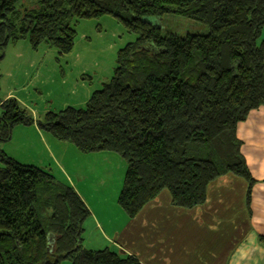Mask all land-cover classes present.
Returning a JSON list of instances; mask_svg holds the SVG:
<instances>
[{"label":"trees","instance_id":"trees-1","mask_svg":"<svg viewBox=\"0 0 264 264\" xmlns=\"http://www.w3.org/2000/svg\"><path fill=\"white\" fill-rule=\"evenodd\" d=\"M24 1L0 0V61L22 40L69 55L72 23L103 17L136 41L119 51L113 77L84 108L35 121L17 100L0 99V144L36 123L81 154L119 155L127 170L117 206L130 219L163 192L174 208L194 210L221 178L240 180L250 222L257 181L237 127L264 108V0H31L35 8L17 9ZM167 14L209 33L163 36L145 21ZM147 44L160 52L142 50ZM0 162V264H141L123 252L84 248L90 211L72 186L2 150ZM258 240L264 244V236Z\"/></svg>","mask_w":264,"mask_h":264},{"label":"crops","instance_id":"crops-1","mask_svg":"<svg viewBox=\"0 0 264 264\" xmlns=\"http://www.w3.org/2000/svg\"><path fill=\"white\" fill-rule=\"evenodd\" d=\"M261 38L264 40V30ZM18 45L19 42L12 46ZM81 89L84 98L79 105L87 103L94 93L85 87L84 83ZM7 99L17 100L35 121L38 120V112L30 104L32 100L29 102L15 96L12 91L2 101ZM74 101H77L76 97ZM74 105L77 106L78 103L67 108L81 107ZM15 136L18 137L17 142L7 154L10 158L23 165H32L50 171L58 181L72 186L86 204L90 217L84 224V248L91 250L107 248L112 252L118 250L125 253V256L136 258L141 264H264V244L257 240L259 236H264V108L251 113L247 121L237 127V138L242 142V155L252 177L257 182L252 194V212L248 230L239 241H233L231 245L228 241V233L233 231L227 228L213 229L209 226L213 217L217 218L216 222L222 223L231 216L225 209L221 211L225 194L217 195L215 191L211 194V199L214 198L213 202L209 195L208 203L194 210L174 208L170 197L167 196L160 200L158 213H148L146 211L148 205L141 213L145 211L148 214L147 218H158L159 221L151 218L144 221V229L140 230L139 237L135 238V244L131 248L121 246L113 232L107 230L109 215L106 214L104 207L100 206L106 199L102 192L112 172H109V169H101L102 166L99 165H103L102 161L106 160L107 156H111V153L82 155L73 146L58 142L41 131L36 123L30 127L15 128L11 139ZM84 158L92 163L89 172H83L84 168L78 163ZM221 190L222 187L220 192ZM221 198L223 201L219 200ZM218 205L219 207L222 205L221 210L216 208ZM222 212L225 218L221 216ZM199 221H202L201 225ZM149 223L159 225L157 238L153 231L149 234L150 238H146ZM142 234L144 236H141ZM152 239L156 243V248L154 247L156 259L154 260L149 259L147 252L143 251L148 248L147 243ZM145 256H147L146 260Z\"/></svg>","mask_w":264,"mask_h":264},{"label":"rangeland","instance_id":"rangeland-1","mask_svg":"<svg viewBox=\"0 0 264 264\" xmlns=\"http://www.w3.org/2000/svg\"><path fill=\"white\" fill-rule=\"evenodd\" d=\"M26 7L30 9L35 8L36 5L34 2L31 3V0L17 5L19 10ZM145 21L159 28L163 36L171 34L185 37L189 34L207 35L209 33L208 27L200 22L175 14H167L162 18L149 17L145 18ZM72 25L77 32V37L74 50L69 55L61 57L56 49L45 45L35 51L27 40L20 41L16 47L10 45L7 48L4 61H0L1 100H4L11 91L13 95L24 100L29 102L32 100L30 104L36 108L38 112L37 119L40 120L48 113L47 111L60 112L74 103H78L77 106L74 105L75 107L81 106L79 108H84L86 103L79 105L84 98L81 89L82 83L95 92L101 90L103 85L111 80L116 68L119 51L128 44L134 43L136 37L128 34L111 17L73 22ZM141 49L151 54L160 52L152 44L143 45ZM75 97L77 101H74ZM19 127L23 128L24 126H18L17 128ZM17 138L15 136L10 141L2 142L0 150L5 152L6 155L10 153L11 148L17 142ZM78 163L84 168L83 172H89L92 167V163L87 158L78 161ZM102 164L99 165L102 166L101 169H109V172H112V176L102 192L106 199L100 204L104 207L106 214L109 215L110 220L107 230L113 232L112 234L117 237L118 244L131 248L135 244V238L139 237L140 230L144 229L143 222L148 221L151 217L147 218L148 214L144 211L136 218L130 219L117 206V198L122 190L127 170L125 160L119 155L111 153V156H107ZM218 186L222 187L221 192ZM215 191H217V195L219 193L225 194L224 201L223 198L219 199L223 201L222 210V205L220 207L218 205L216 208L221 211L225 209L227 214L229 212L231 216L222 223L216 222L217 218L213 217L209 226L213 229L227 228L233 231L228 233V241L231 245L233 241H239L240 237L246 234L249 226L245 207V186L243 181L221 178L218 185L213 186L211 193ZM165 196L170 197L167 192H164L149 205L146 211L148 213H158L159 202ZM213 200L214 198L211 199V202ZM221 216L226 217L223 212ZM152 220L159 221L158 218ZM199 224L201 225L202 221H199ZM148 226L149 230L145 234L146 238H150L149 234L152 231L156 233L157 238L159 225L149 223ZM141 236H144V234ZM155 244L152 239L147 243V247L152 251L148 248L143 250L144 253L147 252L151 260L156 259ZM119 252L117 250V253ZM146 258L147 256H145V260ZM62 264L70 263L63 262Z\"/></svg>","mask_w":264,"mask_h":264}]
</instances>
